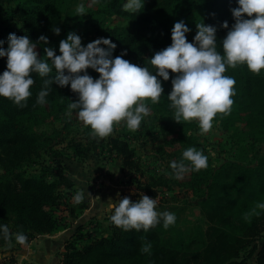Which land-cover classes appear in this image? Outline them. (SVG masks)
<instances>
[{
	"label": "trees",
	"instance_id": "trees-1",
	"mask_svg": "<svg viewBox=\"0 0 264 264\" xmlns=\"http://www.w3.org/2000/svg\"><path fill=\"white\" fill-rule=\"evenodd\" d=\"M95 1L126 20L125 26L116 25L108 30L97 28V38L106 37L116 44L113 56L126 52L124 59L153 71L150 57L171 43L175 22L182 19L189 25L190 15L196 8L204 11L201 23L217 28L218 51H223L220 40L228 31L223 22L227 21L229 28L235 22L230 11L236 6L235 0H145L139 13L124 11L122 6L126 0ZM63 3L64 0H0V40L6 41L9 33L28 35L37 43L41 58L47 59L45 47L59 45L52 29ZM41 35L48 37L46 44L38 42ZM186 37L189 40L187 33ZM3 46L7 47V43ZM5 69L6 57H0V73ZM88 72L93 78L99 76L91 68ZM169 72V80L160 78L164 93L159 102L149 103L160 113L158 123L163 133L175 135L170 143L179 144L182 153L190 147L202 151L208 157L207 168L198 172L188 170L179 179L171 166L165 167L172 177L169 179L168 174L145 170L127 140L108 136L106 144L108 151L121 160L122 168L128 171L138 190L137 194L129 196L133 201L143 194L155 198L158 188L170 190L171 183L200 194L198 205L207 222L203 247L182 254L175 246L182 243L180 236L172 232L165 234L171 226L165 229L162 220L146 232L125 231L115 226L109 217L108 232L104 236L93 237L78 227L65 243L60 264H264V208L260 207L264 204V146H257L264 144V70L255 74L246 65H239L235 69L229 67L225 73L236 80L233 105L230 114L218 113L214 120L225 127L239 123L246 129L242 152L247 155L224 160L216 167L212 166L201 143L189 133L190 122L177 123L172 118L167 94L172 90L171 79L176 74ZM33 77L35 83L26 107L20 108L0 96V226L8 229L5 234L0 227V251L15 243L21 234L24 241L17 240V246L7 251L26 245L36 235L57 231L59 219L54 213L63 205L62 189L69 190L75 184L66 173L59 172L50 180L44 170L34 174L25 172L26 167L35 163L42 140V135L31 129L28 122L42 121L52 110L68 111V104L78 99L70 86L60 87L54 83L47 102L37 104L44 78L35 73ZM182 153H173L171 157L180 162ZM184 163L189 164L186 160ZM170 208L157 202L159 212Z\"/></svg>",
	"mask_w": 264,
	"mask_h": 264
},
{
	"label": "clouds",
	"instance_id": "clouds-1",
	"mask_svg": "<svg viewBox=\"0 0 264 264\" xmlns=\"http://www.w3.org/2000/svg\"><path fill=\"white\" fill-rule=\"evenodd\" d=\"M235 3L230 9L235 22L230 28L227 21L223 22L228 31L220 40L222 52L217 49L215 26L197 24L198 30L189 42L186 33L191 29L181 19L171 29V43L150 57L154 71L124 59L126 52L113 56L116 44L106 37L84 45L80 35L69 31L66 39L59 42L60 54L54 47H45L47 59H44L36 50L37 43L28 35L9 33L6 41L0 40V57H6V69L0 73V96L20 108L26 107L35 83L33 73L44 78L37 104L47 102L54 83L70 86L78 99L68 104L67 114L70 116L72 110H77L79 121L90 127L92 135L105 138L121 121L131 131L139 129L151 113L147 102L158 103L164 93L160 78L169 80L171 70L176 74L171 79L172 90L167 94L172 118L177 123L196 120L201 134H206L218 113L231 112L236 80L225 75L227 69L246 65L255 74L264 70V0H235ZM144 4L145 0H126L122 7L126 12L139 13ZM85 14V5H77L75 16ZM52 30L57 35L61 32L59 27ZM47 41L45 35L38 39L45 44ZM5 43L7 47L3 46ZM89 68L99 73L98 78L89 74ZM53 72L55 75H50ZM182 157L180 162H171L177 178L188 170L198 172L208 166V157L194 147L186 149ZM83 198V193H77L75 201L79 203ZM117 200L119 203L112 205L110 220L125 231L146 232L161 220L167 229L176 222L174 213L157 211V200L148 195L143 194L135 201L129 196ZM260 207L264 208V204ZM0 227L7 234V227ZM17 239L23 242L25 237L21 234Z\"/></svg>",
	"mask_w": 264,
	"mask_h": 264
},
{
	"label": "rangeland",
	"instance_id": "rangeland-1",
	"mask_svg": "<svg viewBox=\"0 0 264 264\" xmlns=\"http://www.w3.org/2000/svg\"><path fill=\"white\" fill-rule=\"evenodd\" d=\"M81 3L85 5L86 14L75 16V8ZM203 15L204 11L200 7L191 13L188 25L191 31L187 33L189 42L193 40L198 30L196 25L202 22ZM116 25L125 26L126 20L117 17L109 8L94 0H64L62 10L53 22L54 27L61 29L54 39L59 43L66 39L69 31H75L82 37V44L86 45L97 39V28L108 30ZM55 49L60 54L59 45ZM147 106L151 113L144 118L139 129L131 131L121 121L114 126L109 136L127 140L135 149L145 170L168 174L167 177L172 179L164 168L171 166L174 161L171 155L181 154L182 147L170 143L175 135L163 133L158 123L160 113L149 101ZM67 113L68 111L52 110L47 112L42 121L28 122L31 129L42 135V140L35 163L26 167L25 172L34 174L44 170L50 180L55 179L61 172L74 180L75 184L71 189H62L63 205L54 213L59 219L57 232L66 230L67 241L76 233L78 227H82L84 233L89 232L93 237L104 236L109 228L108 218L114 211L112 205L118 204L117 199L120 197L137 194L138 190L128 171L122 168L121 160L108 151V136L94 137L90 127H85L79 121L77 110L72 111L70 116ZM189 122V133L204 147L213 167L224 160L238 159L240 154L247 155L242 152L247 132L241 124L233 123L225 127L223 123L213 120L212 129L201 134L198 121ZM257 146L263 147L264 144L259 143ZM171 186L170 190L158 188L155 196L157 202H163L166 208L171 207L167 211L176 215L175 224L165 234L172 232L180 236L182 243L175 246L182 254L198 251L204 245V230L207 226L198 205L200 194H194L193 190L183 189L173 183ZM77 193L84 194L79 203L75 201ZM17 240L0 251V254H5V257L0 255L3 264L18 262L17 254L7 251V248L17 246ZM56 252L62 258L59 248Z\"/></svg>",
	"mask_w": 264,
	"mask_h": 264
},
{
	"label": "crops",
	"instance_id": "crops-1",
	"mask_svg": "<svg viewBox=\"0 0 264 264\" xmlns=\"http://www.w3.org/2000/svg\"><path fill=\"white\" fill-rule=\"evenodd\" d=\"M66 236V230L36 235L26 245L20 246L10 253L17 254L18 262L16 264H60L61 258L56 251L58 248L61 252L64 250ZM0 255L5 257V254ZM0 264H3L1 258Z\"/></svg>",
	"mask_w": 264,
	"mask_h": 264
}]
</instances>
